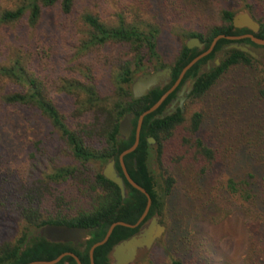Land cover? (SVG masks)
Listing matches in <instances>:
<instances>
[{"label":"trees","instance_id":"1","mask_svg":"<svg viewBox=\"0 0 264 264\" xmlns=\"http://www.w3.org/2000/svg\"><path fill=\"white\" fill-rule=\"evenodd\" d=\"M216 1L0 0V217L20 223L14 236L0 227V264L61 253L89 264V247L111 223L137 221L146 197L124 179L117 156L133 143L138 115L200 53L183 40L195 37L205 50L216 35L224 37L143 116L137 144L122 163L149 207L136 226L115 225L93 249L92 264H110L112 245L153 215L165 228L166 247L149 254L155 264L156 258L213 264L210 236L197 223L234 215L245 234L243 254L221 264H264V69L249 54L225 48L235 42L256 54L264 50L248 37L228 38L264 39V0H245L256 33L233 28L234 13ZM162 67L170 68L168 83L132 99L134 74ZM183 81H193L185 95L190 112L177 107L160 118ZM125 113L133 118L124 140L117 123ZM110 158L123 179V199L97 167ZM44 224L94 229L81 249L31 235ZM54 264L76 263L65 254Z\"/></svg>","mask_w":264,"mask_h":264},{"label":"water","instance_id":"2","mask_svg":"<svg viewBox=\"0 0 264 264\" xmlns=\"http://www.w3.org/2000/svg\"><path fill=\"white\" fill-rule=\"evenodd\" d=\"M230 23L233 28H244L250 31V33H256L259 29V25L256 21L252 19L250 14L247 11H239L234 13L231 16ZM224 37L223 35H216L214 36L211 41L209 42L208 47L205 50L203 49L204 42L199 41L195 37H188L183 40V44L186 48H195L196 50L200 51V53L193 57L180 71L177 79L174 83L164 91L161 96L146 110L141 112L137 119H136V127H135V139L134 142L126 149L122 150L118 156L117 160L120 165L122 175L124 179L134 188L139 190L143 193L146 197L144 209L134 224H126L123 222H113L111 223L103 238L100 241L93 243L88 249V259L89 264H92V251L93 249L103 244L106 239L108 238L111 230L115 225H123L126 227H134L143 219L146 215L147 209L150 204V199L143 188L137 185L127 174L125 171L124 165L122 163L123 155L131 152L136 144H137V132L139 129V125L141 122L142 117L153 111L162 101L163 99L173 90V88L177 85L180 78L184 74V72L200 57L207 54L211 48L213 47L214 43L217 39ZM240 37H248L251 41L256 44L264 45V39L256 38L252 34H245L241 36H231L228 37L229 39H237ZM225 48H234L241 52L249 54L251 57L257 59L258 55L253 52L247 44H239V43H230L225 46ZM215 64H218L217 59L214 60ZM208 68V64H206L205 69ZM170 68L169 67H162L156 68L154 71L145 73V72H137L134 74L133 79L129 84V90L131 94V98L136 100L140 97H143L151 88L154 87H162L166 85L170 79ZM193 81L187 82L183 81L179 89L175 94V98L170 101L169 105L163 111V114L159 116L160 118L170 115L175 111L178 107L181 110L182 102L185 99V95L191 90ZM176 103V105H175ZM133 118L132 113H125L117 123V135L121 139H127L132 126H131V119ZM146 142L148 144H153L154 140L151 137L146 138ZM100 174L107 180L114 183L119 191L121 199H123L126 195V189L123 183V179L119 174L116 172L114 168V161L112 158L107 160L102 167L100 168ZM94 227H77V226H66L61 224H44L38 228H33L31 231V235L40 236L45 238L51 242H70L73 246L80 244V248H85V241L88 238V233L92 231ZM164 232V226L159 223V217L157 215H153L148 218L145 222L139 225L136 232L131 234L130 236L120 239L115 244L112 245L110 250V264H133L136 254L140 250H147L152 245V243L158 239H160L162 233ZM65 254H69L73 257L76 264H80L77 257L72 253H61L55 258L48 260V261H32L26 264H54L56 263L62 256Z\"/></svg>","mask_w":264,"mask_h":264},{"label":"rangeland","instance_id":"3","mask_svg":"<svg viewBox=\"0 0 264 264\" xmlns=\"http://www.w3.org/2000/svg\"><path fill=\"white\" fill-rule=\"evenodd\" d=\"M217 3L225 5L228 7L233 13L239 12V11H247V8L245 7V0H217ZM76 5V4H75ZM217 7V6H216ZM110 13L107 14L106 17H109ZM258 60L261 63L262 68L264 69V50L257 51ZM218 61V60H217ZM229 76V75H228ZM226 76L225 79L228 77ZM222 85V82H218L217 85L214 86V88L211 90L212 95L216 94L218 92V88ZM212 98V97H210ZM181 110L184 115H187L191 107L188 106L186 103V99L183 100ZM207 129H209L207 125ZM97 167L100 170L102 167V164L97 163ZM236 218V215L233 216V219ZM230 217L220 218L218 221L215 222H207V221H201L197 224H199V228L202 229V233L208 235L210 239V246L212 247L213 252H210L209 254V260L211 263H217L221 264L222 260L230 261L231 259L238 260L237 257H240L243 254V245L245 244V234L243 232V228H238L237 220H233ZM161 219H159L160 222ZM163 220V216H162ZM15 223V225H14ZM161 224V223H160ZM20 223L15 222V220L10 216H1L0 217V227L3 228H10L12 230V236H14V233L17 232V229H19ZM4 229V228H3ZM165 232V228H164ZM164 232L162 233L160 239L154 241L152 245L147 250H140L136 254V258L133 262V264H155L153 261L150 260L149 254L155 250L156 253H160L163 251H166L165 242H164ZM11 236V237H12ZM10 237V239H12ZM226 239H229L228 242H230L229 246H225ZM203 241V240H202ZM157 259V264L162 263V260L160 258Z\"/></svg>","mask_w":264,"mask_h":264},{"label":"flooded vegetation","instance_id":"4","mask_svg":"<svg viewBox=\"0 0 264 264\" xmlns=\"http://www.w3.org/2000/svg\"><path fill=\"white\" fill-rule=\"evenodd\" d=\"M180 86H181V85H180ZM176 92H177V91H176ZM175 94H176V93H175ZM174 98H175V96H174L171 100H173ZM163 100H164V99H163ZM171 100H170V101H171ZM170 101L168 102L167 107H168ZM175 105H176V103H175ZM167 107H166V108H167ZM164 110H165V109H164ZM164 110H163V111H164ZM175 110H176V109H175ZM142 118H143V117H142ZM141 120H142V119H141ZM140 123H141V122H140ZM135 127H136V125H135ZM139 127H140V125H139ZM138 132H139V129H138ZM138 132H137V141H138ZM129 135H130V134H129ZM134 139H135V130H134ZM133 142H134V140H133Z\"/></svg>","mask_w":264,"mask_h":264}]
</instances>
